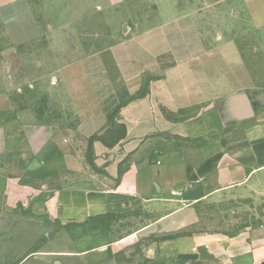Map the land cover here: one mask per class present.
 <instances>
[{"label":"crops","instance_id":"crops-1","mask_svg":"<svg viewBox=\"0 0 264 264\" xmlns=\"http://www.w3.org/2000/svg\"><path fill=\"white\" fill-rule=\"evenodd\" d=\"M78 1L85 4L83 18L97 22L104 14L120 19L121 12V19L133 18L120 6L138 0ZM62 2L65 8L71 0ZM144 2L156 4L155 23L120 32L80 29L84 38L77 58L70 55L73 33L63 30L68 38L61 49L54 41L47 47L63 55L55 52L44 62L18 52L33 55L46 33L56 36L59 30L46 32L37 0H0V220L14 202L28 204L49 189L34 208L48 217L46 225L58 221L79 258L96 264H119L112 257L120 244L152 237L157 264H262L264 0H244L251 10L238 14L248 21L244 31L253 42L222 38L217 44L202 32L199 13L184 9L181 0ZM90 36L110 39L105 46L95 43L94 59L88 58L93 45L86 48ZM91 67L101 71L92 75ZM28 68H41L50 82H38ZM56 90L62 91L73 125L52 122L35 110L44 94L53 97ZM112 116L124 133L109 145L99 136ZM37 125L50 134L35 147L26 126ZM69 132L94 138L97 171L85 151L73 147ZM180 138L205 139L203 158L197 151L186 157L177 145ZM227 197L257 206L253 221L231 234L194 231L201 204ZM131 212L143 213L144 220L121 238L101 226L87 227L91 218ZM50 251L40 249L37 257L48 259L54 256ZM26 260L20 255L14 264Z\"/></svg>","mask_w":264,"mask_h":264},{"label":"rangeland","instance_id":"rangeland-1","mask_svg":"<svg viewBox=\"0 0 264 264\" xmlns=\"http://www.w3.org/2000/svg\"><path fill=\"white\" fill-rule=\"evenodd\" d=\"M138 1L120 6V11H127V8H129V10L135 14L133 18L121 19V16H123L121 12L119 15L120 19H111L115 16L114 14H104L103 18L100 20L98 19L96 22L92 18L89 20L83 18L85 14V4L80 3L78 0H71V3L67 2L65 8L62 0H37L36 10L44 29L47 32L53 27L59 30V34L50 36V34L46 33L39 41L38 48L34 50L33 55L30 50H24L18 53L28 58V60L31 58H33V60L38 58L39 61L44 62L50 59L55 52L56 56L59 54L58 57H61L63 55L61 50L52 53L48 52L49 50L47 51V47L54 41L56 47L61 49L62 43L68 38L67 36H63V30H70L71 33H73L71 44L75 45V50L71 52L70 55L77 58L79 54L77 47L81 44L80 41L82 38H84L78 35L80 29L86 28L93 32L94 28H101V31L105 33V30L115 28L120 32L128 27L136 28L155 23L157 21L155 14L158 11L156 4L144 2L147 0L143 2ZM181 1L184 9L189 11L192 8L195 13H199V23L202 32L212 44H217L222 38L226 40L236 38V40L239 41H246L254 37L253 35H245L248 31L246 32L244 30L249 28L246 24L248 21L245 20V17L241 19L240 17L242 16H238L240 13L243 14L251 10L249 8L250 6H246L244 0ZM69 9H71L70 12ZM100 23L101 27L99 25ZM122 37L123 36L119 35L117 38ZM88 38H92V40L86 42V48L93 45V51L88 55L89 59H94L92 56H94L95 52V43L99 44L100 41V44L105 46L110 41L109 39L102 42L100 38L97 40L94 39V36ZM83 48H85V46H83ZM36 69L37 68H28V71H31L36 77V80L42 84L45 85L46 81L50 82L45 71L42 72V69L39 68V71L36 72ZM98 71H101L99 67H91L89 70L92 75L96 74ZM62 97L63 94L61 90H56L53 97H47V95L44 94L35 108L36 112L39 115H48L52 122L56 121L59 123L72 124L73 120L70 111L68 110V106H65L63 103ZM26 132L29 133L35 147L42 144L50 134L49 128L45 125L26 126ZM123 133L124 128L114 119V116H112L108 128L99 137L101 140L111 145L115 143ZM69 134L72 135L73 147L75 149H83L92 170L97 168L93 163V140L82 139L74 132H69ZM218 134L219 133H216L214 137ZM237 134H240V132H237ZM205 144V139L197 141H187L182 138L177 139V145L182 147L186 157H191V154H195L197 151L196 156L198 159L203 158L204 155L200 151ZM37 186L38 190L42 191L41 182L38 181ZM48 193L49 189H45V192L37 196L36 199L30 201V203L18 206L14 202L4 210V214L0 220V264H14L18 261L20 255L24 260L27 259L23 264H96L94 259L79 258L78 249H74L73 244L68 243L66 240L67 233L63 231L58 221H55L52 226L46 225L48 217L42 212H37L36 208H34V203L39 202V200ZM256 208L257 206L254 204L237 198L206 199L201 204L200 220L193 230L196 232H215L221 234L237 232L244 224L253 221L252 218L257 212ZM262 213L264 214V211ZM142 214L143 213L139 212L120 215L104 214L91 218L88 221L90 225L87 227L93 228L101 226L108 233H111L114 239H118L132 232L134 228L139 226L138 224L144 220ZM75 228V226H71L70 235L74 234ZM49 235L53 238V242L48 244L46 239L49 238ZM154 240L155 237L144 240L130 238L118 246V251L113 253L112 258H115L119 264H157L160 262V258L158 255L154 256L155 254H153L155 251L153 247ZM69 247L70 251L68 250ZM43 248H49V250H51L50 252H54V256L48 259L37 257L38 251ZM150 249L151 256L149 257L147 252ZM63 252H70L71 254L64 255L62 254ZM114 263L115 262H113V264ZM107 264H111V262Z\"/></svg>","mask_w":264,"mask_h":264},{"label":"trees","instance_id":"trees-1","mask_svg":"<svg viewBox=\"0 0 264 264\" xmlns=\"http://www.w3.org/2000/svg\"><path fill=\"white\" fill-rule=\"evenodd\" d=\"M145 92H146V90H144V91H142V92H140V96L141 95H144L145 94ZM122 125V124H121ZM122 127L124 128V126L122 125ZM94 138H92V140H93ZM94 170H98L97 168H94ZM170 237V236H169ZM169 237H167V238H169Z\"/></svg>","mask_w":264,"mask_h":264},{"label":"water","instance_id":"water-1","mask_svg":"<svg viewBox=\"0 0 264 264\" xmlns=\"http://www.w3.org/2000/svg\"><path fill=\"white\" fill-rule=\"evenodd\" d=\"M262 264H264V262Z\"/></svg>","mask_w":264,"mask_h":264}]
</instances>
